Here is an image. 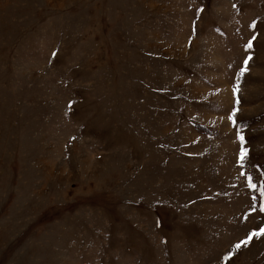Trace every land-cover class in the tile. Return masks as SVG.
Here are the masks:
<instances>
[{"label": "rangeland", "instance_id": "374dc122", "mask_svg": "<svg viewBox=\"0 0 264 264\" xmlns=\"http://www.w3.org/2000/svg\"><path fill=\"white\" fill-rule=\"evenodd\" d=\"M0 264H264V0H0Z\"/></svg>", "mask_w": 264, "mask_h": 264}]
</instances>
